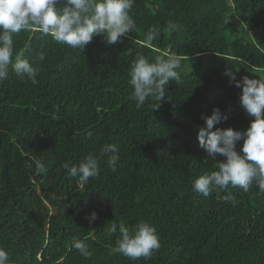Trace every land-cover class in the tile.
Here are the masks:
<instances>
[{
    "label": "trees",
    "instance_id": "1",
    "mask_svg": "<svg viewBox=\"0 0 264 264\" xmlns=\"http://www.w3.org/2000/svg\"><path fill=\"white\" fill-rule=\"evenodd\" d=\"M130 15L135 29L113 45L103 34L84 49L40 31L13 34V63L19 55L40 73L34 85L10 65L0 81V247L9 264H264V192L255 184L208 197L192 190L226 162L200 147L202 115L219 108L227 116L213 131H246L255 119L241 106L242 83L225 73L264 79V0H135ZM153 27L160 35L148 45ZM140 54L180 59V79L166 86L159 109L153 98L140 108L131 98L130 68ZM105 144L117 146L115 170L99 156ZM89 153L100 172L80 186L62 165ZM37 163L47 173L37 174ZM121 221L155 227L160 247L150 259L116 250Z\"/></svg>",
    "mask_w": 264,
    "mask_h": 264
},
{
    "label": "clouds",
    "instance_id": "2",
    "mask_svg": "<svg viewBox=\"0 0 264 264\" xmlns=\"http://www.w3.org/2000/svg\"><path fill=\"white\" fill-rule=\"evenodd\" d=\"M60 0H0V81L9 74V66L21 78H27L32 84H37L40 68L34 67L28 60L14 54L13 34L23 31H40L43 35L51 34L54 41L70 46L73 49H84L94 35L103 34L106 44L113 45L121 41L136 27L130 15L135 0H62L63 6L58 7ZM169 32L176 31L177 25L169 23ZM160 35V30L153 27L149 30L146 43L151 45ZM41 60L43 53L39 54ZM180 59L175 55L155 57L149 60L143 54L133 60L130 68L129 84L133 91L131 98L136 107L144 106L149 98L156 103L153 109H159L165 98L166 86L170 81L180 79ZM230 83L237 87L243 85L240 96L241 106L246 113L255 119L246 131L217 128L214 125L226 120L219 108H215L211 116H203L206 127H200L198 140L208 157L217 161V156L226 157V162H218V170L205 173L196 178L192 190L208 197L213 191H224L229 185L239 187L248 192L255 184L264 192V79H250L244 76L237 80L236 74L226 71ZM243 140V146L237 151V144ZM241 152L243 155H241ZM100 157H108L107 163L115 170L119 160L118 149L114 144H105L100 148ZM62 167L69 177L78 178L80 186L86 185L90 178L99 175L98 157L89 153L78 165L65 162ZM37 174L47 173L48 169L42 163L35 167ZM226 200H234L229 195ZM90 221L97 219L93 212ZM117 224L112 223L109 232L115 233ZM120 238L116 241V250L124 256L137 260L150 259L154 251L159 249L160 240L156 229L148 222H140L134 228H129L123 221L119 224ZM85 258L91 256L88 246L83 241L73 245ZM10 254L0 247V264H9Z\"/></svg>",
    "mask_w": 264,
    "mask_h": 264
},
{
    "label": "rangeland",
    "instance_id": "3",
    "mask_svg": "<svg viewBox=\"0 0 264 264\" xmlns=\"http://www.w3.org/2000/svg\"><path fill=\"white\" fill-rule=\"evenodd\" d=\"M207 59H208V57L205 58V60H207ZM210 65H211V64H209V65H207V66H210ZM199 67H200V69L203 68V62L201 63V65H199ZM178 70H179V69H178ZM178 70H177V71H178Z\"/></svg>",
    "mask_w": 264,
    "mask_h": 264
}]
</instances>
